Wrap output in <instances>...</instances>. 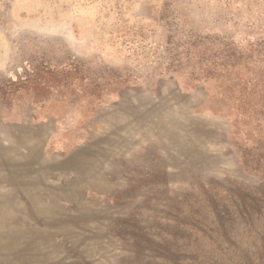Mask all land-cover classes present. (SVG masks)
Here are the masks:
<instances>
[{
    "label": "rangeland",
    "instance_id": "obj_1",
    "mask_svg": "<svg viewBox=\"0 0 264 264\" xmlns=\"http://www.w3.org/2000/svg\"><path fill=\"white\" fill-rule=\"evenodd\" d=\"M0 264H264V0H0Z\"/></svg>",
    "mask_w": 264,
    "mask_h": 264
}]
</instances>
